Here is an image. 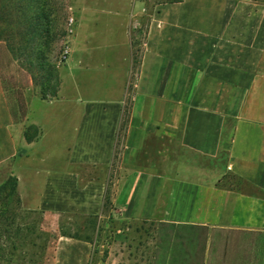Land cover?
Masks as SVG:
<instances>
[{"label": "crops", "instance_id": "1", "mask_svg": "<svg viewBox=\"0 0 264 264\" xmlns=\"http://www.w3.org/2000/svg\"><path fill=\"white\" fill-rule=\"evenodd\" d=\"M250 2L160 5L141 57L140 104L122 124L120 96L69 98L80 103L70 149L61 168L41 170L35 208L98 215L109 188L124 222L140 216L152 227V264H264V50L228 37L230 11ZM1 81L0 170L18 161L23 178L30 144L14 133ZM119 144L123 173L113 169ZM138 150L146 156L135 162Z\"/></svg>", "mask_w": 264, "mask_h": 264}, {"label": "rangeland", "instance_id": "2", "mask_svg": "<svg viewBox=\"0 0 264 264\" xmlns=\"http://www.w3.org/2000/svg\"><path fill=\"white\" fill-rule=\"evenodd\" d=\"M172 1L0 0L1 82L14 133L30 144L21 153L30 156L19 164L28 170L23 178L18 161L0 170V264H152L154 231L140 216L123 221L124 196L118 203L108 188L98 215L41 212L35 201L41 170L61 168L70 149L80 103L69 98L79 91L100 101L120 96L122 124L140 104L149 25ZM229 14L228 37L264 50V0L238 3ZM126 155L119 144L113 169L123 173ZM145 156L133 153L135 162Z\"/></svg>", "mask_w": 264, "mask_h": 264}, {"label": "trees", "instance_id": "3", "mask_svg": "<svg viewBox=\"0 0 264 264\" xmlns=\"http://www.w3.org/2000/svg\"><path fill=\"white\" fill-rule=\"evenodd\" d=\"M13 181V180H12ZM14 182V181H13ZM73 237H75V236H73ZM10 244H11V248H15L16 247V244L15 243H13L12 241L11 242H9ZM30 263V262H29Z\"/></svg>", "mask_w": 264, "mask_h": 264}, {"label": "built area", "instance_id": "4", "mask_svg": "<svg viewBox=\"0 0 264 264\" xmlns=\"http://www.w3.org/2000/svg\"><path fill=\"white\" fill-rule=\"evenodd\" d=\"M70 21L72 22L73 21V18H70Z\"/></svg>", "mask_w": 264, "mask_h": 264}]
</instances>
